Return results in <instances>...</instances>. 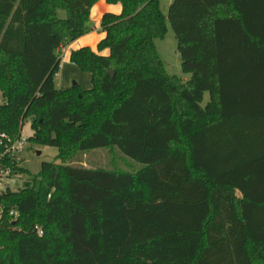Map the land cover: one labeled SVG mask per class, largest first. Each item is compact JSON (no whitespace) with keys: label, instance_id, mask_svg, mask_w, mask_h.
<instances>
[{"label":"trees","instance_id":"1","mask_svg":"<svg viewBox=\"0 0 264 264\" xmlns=\"http://www.w3.org/2000/svg\"><path fill=\"white\" fill-rule=\"evenodd\" d=\"M98 1L0 0V136L31 121L28 143L59 151L30 176L0 143V168L32 177L0 192V264H264V0H173L187 81L158 54L160 0H107L109 56L71 54L92 88L58 89ZM97 149L144 167L69 163Z\"/></svg>","mask_w":264,"mask_h":264},{"label":"rangeland","instance_id":"2","mask_svg":"<svg viewBox=\"0 0 264 264\" xmlns=\"http://www.w3.org/2000/svg\"><path fill=\"white\" fill-rule=\"evenodd\" d=\"M172 2L173 0H160V8L163 15L165 16L167 31L164 38L157 39L155 44L158 54L162 59L168 74L178 76L183 80L185 78H188L189 80L191 76L185 74L182 70V61L178 51V42L168 18L169 8ZM58 16L59 18H62V16H65V13L59 10ZM74 82L77 81H72L71 86ZM209 98V93H206L204 97V104L207 103ZM1 99L2 97L0 92V101ZM22 134L28 138L32 136L31 121L25 123ZM39 152L41 155H38ZM58 153L59 151L55 147H43L36 144L27 143L25 151L21 154V167L26 169L30 176H36L41 170L42 163L55 161ZM69 163L74 166H85L94 169L102 168L110 171L117 170L130 173H136L144 167V165L126 158L117 149H97L86 153H78L72 157ZM31 178L32 177L26 175L14 176L9 180H5L0 183L2 185H0V191H3L5 188H9L12 191H19L24 187L25 182L31 180Z\"/></svg>","mask_w":264,"mask_h":264},{"label":"crops","instance_id":"3","mask_svg":"<svg viewBox=\"0 0 264 264\" xmlns=\"http://www.w3.org/2000/svg\"><path fill=\"white\" fill-rule=\"evenodd\" d=\"M60 11L65 13V16H62L60 19H65L67 17L66 11L63 9ZM122 11V4H110L107 0H100L92 7L90 19L87 23V32L78 39L61 46L57 51L61 59L60 69L55 77L58 89L62 90L72 87V81H77L78 83H75L82 90L92 88V76L71 62V54L82 48H89L96 54L109 56V50L106 49L100 52L98 49L100 42L106 37V34L101 30L102 18L105 14L120 15ZM187 80L188 78L184 79V81Z\"/></svg>","mask_w":264,"mask_h":264},{"label":"built area","instance_id":"4","mask_svg":"<svg viewBox=\"0 0 264 264\" xmlns=\"http://www.w3.org/2000/svg\"><path fill=\"white\" fill-rule=\"evenodd\" d=\"M5 141H7V143L4 144L5 152L1 155V159L5 158L6 156H9V158L13 159V161L15 163L16 162L20 163V166H21V162H22L21 154L26 149V145L28 143V138L23 136V134H21V136L19 138L12 140L7 135L2 134L0 136V143L2 144ZM10 174H11L10 168H7V169L0 168V183H2L5 180L11 179ZM1 186H0V189H1ZM6 189L7 188H5L4 190H6ZM2 212L3 211L0 209V217L2 215ZM11 214H13V213H11ZM37 229H38V227H37ZM38 233H39V235H43V232L41 231V229H38Z\"/></svg>","mask_w":264,"mask_h":264},{"label":"water","instance_id":"5","mask_svg":"<svg viewBox=\"0 0 264 264\" xmlns=\"http://www.w3.org/2000/svg\"><path fill=\"white\" fill-rule=\"evenodd\" d=\"M111 74H114V73L111 72ZM75 86H77V84L74 82L73 85H72V87H75ZM38 155H41V153L39 152Z\"/></svg>","mask_w":264,"mask_h":264}]
</instances>
